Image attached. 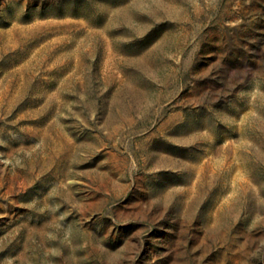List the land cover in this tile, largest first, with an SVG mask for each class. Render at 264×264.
<instances>
[{"label":"rangeland","instance_id":"rangeland-1","mask_svg":"<svg viewBox=\"0 0 264 264\" xmlns=\"http://www.w3.org/2000/svg\"><path fill=\"white\" fill-rule=\"evenodd\" d=\"M0 264H264V0H0Z\"/></svg>","mask_w":264,"mask_h":264}]
</instances>
